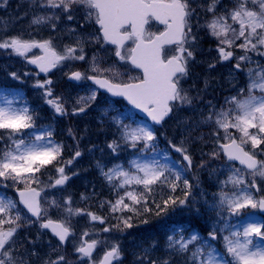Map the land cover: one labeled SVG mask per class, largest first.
Masks as SVG:
<instances>
[{
  "label": "snow or ice",
  "instance_id": "obj_1",
  "mask_svg": "<svg viewBox=\"0 0 264 264\" xmlns=\"http://www.w3.org/2000/svg\"><path fill=\"white\" fill-rule=\"evenodd\" d=\"M30 2L44 10L33 15L30 26L47 24L56 30L57 22L63 18L65 25L68 22L76 25L67 27V33L74 37L75 45H64L58 50L51 37L35 40L13 35L0 38V50L5 54L23 57L28 63L37 65L40 72L48 73L63 67L65 62L85 61V45L96 42L114 45L113 55L118 61L141 70L140 75L129 76L127 81L114 82L120 73L112 67L102 69L99 58L92 56L88 70L67 74L70 80H91L98 86L89 89L87 97H79L81 106L74 108L73 113L85 112L86 107L96 101L99 89L106 90L112 96L125 98L155 124H162L174 108L179 110L185 105L195 107L194 101L202 100L203 97L199 93L196 97L189 95L180 83L189 75L190 62L196 59L198 37L193 32V26L197 31L200 28L206 29L215 38L217 62L234 60L230 75L244 72L247 77L246 86L237 89L236 95L226 97L224 106L217 107L208 101L205 105L207 112L201 113L200 119L195 122V127L207 125L213 128L211 135L214 148L204 155L211 159H219L221 154L225 157L222 167L212 170V174L223 172L226 176L223 180L217 178L218 191L211 193V201L203 190L193 193V184L185 178V173L193 164L188 146L183 141L180 146L169 141L170 146L186 161L181 169L161 163L159 159H153L151 163L133 159L128 161V168L121 163L109 167L96 161V167L107 183L117 190H124V195L114 203L104 201L100 207L107 203L113 213L127 210L140 214L135 206L141 205L143 212H152L153 209L148 207L149 199L155 189L163 190L166 186L170 190L166 198L162 197L159 203L152 198L155 214L159 216L168 212L169 208L194 207L199 203V196L206 211L214 214L210 215L211 227L207 236L198 231L190 232L187 237L168 236L166 255L158 259H152L157 244L151 242L147 247L142 246L137 264H174L175 258H179L181 264H264V0H230V5L223 4L222 0ZM78 11L82 12L84 24L94 23L99 26V35L84 31V25L76 16ZM201 12L210 15L203 24L200 23ZM153 22L163 25V30L150 31ZM0 31H7V28H0ZM129 41L132 46L126 47ZM166 48L171 54H166ZM33 49H40L43 55L29 59L28 53ZM215 66L212 62L208 64L209 69ZM88 71L94 74L89 75ZM9 75L15 80L21 79V74L17 72ZM52 83L51 79L37 81L35 87L43 89L45 102L55 113L67 115L68 109L62 98L53 96ZM208 87L209 81L206 79L204 91ZM18 98V92L0 97V187L7 188V182L11 181L19 196L16 200L6 192L0 193V264H32L33 257L39 258L37 249L43 246V233L39 231L43 229L50 230L58 244L52 245L48 241L49 252L40 264H72L64 255L52 258V253H57L60 246L75 241L72 217L87 215L91 221H99L101 224L105 221L94 212L73 208L71 197L63 202L55 197L42 198L45 187L63 186L71 179L65 168L81 157L82 152L77 147L72 157L64 160V145L52 140V130L37 134L35 111L30 110L26 101L22 106H17ZM105 103L107 106L101 111L107 115L111 110V102ZM125 120L132 122L125 123ZM111 121L118 131V137L108 144L114 154L125 145L132 149L142 145L137 154L145 149L157 152L158 138L153 126L134 120L131 113L125 112L111 117ZM179 123L187 125L186 120ZM186 130L190 133L195 129ZM69 134L74 135L71 130ZM196 139L203 140V136ZM160 152L167 159L164 150ZM237 161L242 168L236 167L234 162ZM49 165L54 169L56 177H49L51 182L41 186L37 174ZM198 167L203 168L205 164L202 162ZM129 186H142L143 190H128ZM178 189L181 193L179 196L175 195ZM81 199L87 200L89 197L82 194ZM125 199L131 201V204L125 203ZM20 205H23V209ZM53 209L60 213V219L51 218L49 212ZM195 211L200 214L199 208ZM131 219L121 216L120 223L113 227L118 230L132 228ZM32 223L38 225L35 239L28 236L21 239V229ZM111 230L107 227L103 229L104 232ZM83 235L88 236L89 233L86 231ZM25 241L31 245L30 251L25 247ZM220 242L222 247L217 246ZM100 243L96 239L90 242L82 239L78 244L74 243V250L79 253L78 259L83 264L122 262L123 253L119 243L112 244L98 260L93 259V253Z\"/></svg>",
  "mask_w": 264,
  "mask_h": 264
},
{
  "label": "rangeland",
  "instance_id": "obj_2",
  "mask_svg": "<svg viewBox=\"0 0 264 264\" xmlns=\"http://www.w3.org/2000/svg\"><path fill=\"white\" fill-rule=\"evenodd\" d=\"M223 3V0H222ZM0 10H2L4 13H6L9 18L6 19V21L0 22V28H7V31H0V38L6 37V36H13V35H19L22 36L25 39H35V40H45L48 38H53V43L58 47V50L63 48L64 45H75V39L71 35L67 33V27H76V25L72 22H68L67 25H65L63 18L60 22H57V28L56 30L51 29L47 24L43 25H31L30 21L33 17V15H37L42 13L44 11L43 9H40L34 5L31 4L30 0H0ZM17 13V15H14ZM11 15V16H10ZM205 15V14H204ZM203 15V16H204ZM77 19L82 17V12L76 13ZM83 20V19H82ZM201 24H203V21H200ZM93 23L85 24L84 30H87V33H93L91 31ZM197 37L200 39H207V40H215L211 35H209L208 31L204 28H200L198 31H196ZM203 52L201 50H198V52ZM237 54H240L239 50H236ZM38 55L35 49H33L31 52L28 53V57H33ZM97 56L100 60V67L103 62H106L109 64L110 58L112 57L110 51L104 47L101 43L96 42H90L85 45V62H86V68L87 70L90 67L91 58L92 56ZM19 59V62H22L24 60L23 57L17 56ZM218 54L216 50H205L204 55L201 58L195 59L194 61L199 62L203 67H201L199 73L188 75L189 77L194 80L195 83H201L204 87V82L207 79L209 81V84L211 82H215L217 86L221 88H231L233 89V94L236 95V91L239 88L244 87H237L238 85V73L235 72L232 75H230V72L232 70V63L229 61H222L217 62ZM193 61L190 62V64ZM212 62L215 63L216 66L213 69H209L208 64ZM20 64V63H19ZM122 64L125 65V62H122ZM193 64V63H192ZM223 64L220 69H218L217 65ZM234 64V63H233ZM75 66V61L65 62L63 67H59L57 70L55 77L52 78V81H60L63 80L68 73L72 71V68ZM126 66V65H125ZM231 67V68H230ZM109 68V66H108ZM92 73L91 71H88V74ZM129 76H132L130 71H127L124 74H121L116 78L118 81H123L125 78H128ZM136 76V75H134ZM187 76V77H188ZM185 77L184 79H187ZM31 86L38 90L43 92V89H38L35 87L37 81H41L39 79L34 80L33 76L31 75ZM49 79V78H47ZM45 79V80H47ZM184 79L181 80L184 81ZM43 80V81H45ZM41 81V82H43ZM93 88L90 86L87 82L82 83L79 87L76 86H70L68 89L70 100L72 101L75 108H79L81 104L78 102L79 97H87L89 95V89ZM210 89V86L207 88V90ZM206 90V91H207ZM4 94L0 93V97H2ZM233 96V95H230ZM229 96V97H230ZM227 96H225L226 98ZM11 98V97H9ZM42 99L45 101L44 97L42 96ZM105 98L97 94V99L94 103L91 104L90 107H86V111L83 112L88 119V124L91 126L95 125L94 119H96L97 124L101 125L103 124L105 126V130L108 132L109 136H104L108 139V144L111 143L113 139H116L118 137V131L116 125L111 121V117L118 116L117 109H119V106L115 105L113 102H111V110L105 115L101 109L105 108L107 105L105 103ZM110 102V101H108ZM0 103H2V99H0ZM17 106H22V104H17ZM51 107V106H50ZM185 108V106H183ZM187 121V125H181L180 121ZM125 123H131L132 121L128 120V122L124 121ZM181 130V132L177 131L175 138L172 141V144H176L177 146L181 145V141H183L184 145L188 146V151L191 155L198 153V152H211L214 148L213 144V137L211 133H208L206 131L195 134L196 128L193 126V124H190L187 118L181 117L179 119L174 118L173 120H170L169 127L170 128H178ZM186 128H194L195 130L191 131L190 134H187ZM27 131H33V130H27ZM43 131H37V134L41 133ZM203 136V140L196 139V137ZM77 148L71 147L70 152L73 155L74 151ZM139 149V146H138ZM171 149L175 151L174 148L171 147ZM135 150L130 147L122 146V149L114 154L110 148H108V153L111 154L112 161L109 163L102 158V153H98L96 151H92L89 153L87 158L82 159H76L73 161L71 165L68 166V169L65 168L66 174H68L72 180L75 181V183L83 182L84 184L89 183V174L87 171H92L95 173V177L100 180V189L104 190V188L109 189V193H113L117 196V199L124 195V190L120 189L117 190L113 187V185H110L107 183V181L101 176L99 170L96 167V161H101L102 163L106 164L107 166H112L114 163H121L124 165V158L127 159V161L136 159L141 163H151L149 159H145L143 157H140L137 153H135ZM179 157L182 159V155L178 152H176ZM72 155L68 156L66 158L70 159ZM156 159V158H155ZM221 166H214L211 169H209L206 172V179L209 181V190L206 192L207 198L209 201H211V193H214L218 191L217 188V178L220 180H223L226 178L225 174L223 172H219L217 174H212L213 169H219ZM85 170V176L82 174ZM77 173L76 175H73V173ZM88 174V175H87ZM49 177H56L55 175L49 174L47 178L40 179L41 186H45L49 184L51 181ZM9 186L12 185L11 181H9ZM135 188L136 191H138L142 186H129L128 190H133ZM69 190H72L74 192V188H70ZM52 193L48 195V198L51 199L55 197L58 201L63 202L65 199L71 197L72 199V207L73 208H82V206L86 205L88 202H90L93 198H95L98 194L89 193L87 191H80L76 196L67 195L63 196L56 190L51 191ZM82 194L84 196L89 197L87 200H82L81 196ZM199 197V196H198ZM201 204H204L203 200ZM125 203L131 204V201L125 199ZM126 211V210H125ZM123 212H116L118 217H113L116 213H112L111 221L107 223V228L112 229L109 232H106V235L102 238H100V229L95 227L94 225L91 226V222L89 217H85V215L81 216H73L71 223L76 228V236L75 241L70 242V245L74 249V243L78 244L82 239L88 240L89 242L92 239H96L100 241L104 248L108 249L111 247L114 243H119L121 250L130 251L133 254L139 255L142 252V246L147 247L148 245L145 244L143 240H141L139 234H137V229L134 228L131 232L129 230L123 229L118 230L115 229L113 226L120 223L119 217H123ZM115 219V220H114ZM88 232V236H84V232ZM180 235H183L187 237L188 235L184 234V231H181L179 235L172 234L170 236H175L176 238H179ZM219 240V236H218ZM72 241V239H71ZM152 240H150L151 242ZM31 250L30 248L28 249ZM75 251V250H74ZM105 250H101L97 252L93 259H99L101 255L104 253ZM47 252H49V249H47ZM53 254V253H52ZM166 255V244L162 247H157L152 255V259H158L162 258Z\"/></svg>",
  "mask_w": 264,
  "mask_h": 264
},
{
  "label": "trees",
  "instance_id": "obj_3",
  "mask_svg": "<svg viewBox=\"0 0 264 264\" xmlns=\"http://www.w3.org/2000/svg\"><path fill=\"white\" fill-rule=\"evenodd\" d=\"M0 19H5L4 17H0ZM0 70H2V67L0 65ZM9 82V75L6 74L5 76L3 74H1L0 72V88L4 89V90H10V89H16L22 93L25 94L26 97H29V91L23 89L22 86H18V87H10L8 84ZM6 86H9V87H6ZM212 88H210V93H208V95L206 94H203V93H199L200 96L203 97L202 100H195L194 101V105L195 107H189L186 109V115L189 116V118L193 121V122H196L200 119V116H201V113H206L207 112V108L205 107L206 103L208 101H211L212 104L216 105L217 107H220L222 105V95H220L218 93V90H216V88L214 86H211ZM197 96V95H196ZM195 96V97H196ZM70 126H72V124H70ZM82 129H83V125L80 126ZM211 126H207V125H202L200 127H197L198 129H204V130H207V128H210ZM72 128V127H71ZM77 129H72L71 132L74 134L73 136H77L78 134V131H76ZM82 130H80L81 132ZM157 138H158V148H163L167 143L168 141L170 140V137L169 136V130L167 129H160L157 133ZM80 138V136H78ZM204 153L206 152H198L196 154L193 155V160L195 161V163L197 165L201 164L202 162L205 164V167H210L211 164H216L218 162H221L223 160V156L221 154L220 158L219 159H211L208 155H204ZM172 158H173V164H175L176 166V162H175V159L176 157L174 155H172ZM182 166H184L182 164ZM203 167V168H205ZM198 169H201V167H196L194 169V171L198 170ZM187 173L189 174V172L187 171ZM193 180V178H190L189 177V181ZM165 190H167L165 188ZM9 191V190H8ZM179 191V189L177 190ZM11 193H13V191H11ZM169 195V194H168ZM177 196L181 195L180 194H175ZM156 202L158 203V201L156 200ZM148 207L152 208L153 211L152 212H143V208H141V214H140V220L141 221H145L147 220L148 222L147 223H150L151 221H153L155 219V216H157L155 214V205L152 203V198L149 199V203H148ZM162 214V213H161ZM161 216V215H159ZM157 216V217H159ZM136 219V218H135ZM132 220H134V216L132 217ZM145 223V224H147ZM31 228V224L29 225H25L20 232H24V231H27L28 229ZM33 229V228H32ZM31 229V230H32Z\"/></svg>",
  "mask_w": 264,
  "mask_h": 264
},
{
  "label": "water",
  "instance_id": "obj_4",
  "mask_svg": "<svg viewBox=\"0 0 264 264\" xmlns=\"http://www.w3.org/2000/svg\"><path fill=\"white\" fill-rule=\"evenodd\" d=\"M33 67H35V68H37L38 70H39V68H38V66L37 65H33V64H31ZM54 70V69H53ZM52 70V71H53ZM42 73V72H41ZM42 74H46V73H42ZM91 81V80H90ZM92 82V81H91ZM93 83V82H92ZM101 90H103V91H106V90H104V89H101ZM109 94H111V93H109ZM112 96V95H111ZM113 97H117V96H113ZM118 98H123V97H118ZM125 99V98H124ZM126 100V99H125ZM127 101V100H126ZM127 103H128V101H127ZM129 104V103H128ZM130 105V104H129ZM134 110H136L138 113H140L142 116H144V117H146V118H148V119H150L149 117H147V115L145 114V113H143L141 110H138V109H135L132 105H130ZM154 123V122H153ZM155 124V123H154ZM156 125H161V124H156ZM238 162V161H237ZM239 163V162H238Z\"/></svg>",
  "mask_w": 264,
  "mask_h": 264
}]
</instances>
